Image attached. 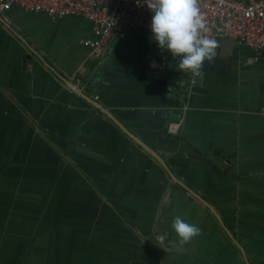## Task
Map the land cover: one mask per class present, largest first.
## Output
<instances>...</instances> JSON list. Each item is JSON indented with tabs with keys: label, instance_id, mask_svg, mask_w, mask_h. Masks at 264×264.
I'll return each mask as SVG.
<instances>
[{
	"label": "crops",
	"instance_id": "1",
	"mask_svg": "<svg viewBox=\"0 0 264 264\" xmlns=\"http://www.w3.org/2000/svg\"><path fill=\"white\" fill-rule=\"evenodd\" d=\"M4 16L0 264H264L260 53L217 38L194 77L144 30L97 56L86 17Z\"/></svg>",
	"mask_w": 264,
	"mask_h": 264
},
{
	"label": "built area",
	"instance_id": "2",
	"mask_svg": "<svg viewBox=\"0 0 264 264\" xmlns=\"http://www.w3.org/2000/svg\"><path fill=\"white\" fill-rule=\"evenodd\" d=\"M12 6L45 12L56 19L69 15L90 19L95 38L83 42L97 56L104 53L116 33L131 30L151 33L153 13L144 0H0V16L5 17ZM199 7L209 28L207 36L230 37L264 58V0H199ZM75 87L76 84L72 85Z\"/></svg>",
	"mask_w": 264,
	"mask_h": 264
},
{
	"label": "clouds",
	"instance_id": "3",
	"mask_svg": "<svg viewBox=\"0 0 264 264\" xmlns=\"http://www.w3.org/2000/svg\"><path fill=\"white\" fill-rule=\"evenodd\" d=\"M153 17L150 24L154 39L161 50L179 57L178 68L194 77L201 75L205 61L217 55L218 42L206 35L209 28L199 7V0H144ZM172 228L180 245L201 234L197 225L176 216Z\"/></svg>",
	"mask_w": 264,
	"mask_h": 264
},
{
	"label": "water",
	"instance_id": "4",
	"mask_svg": "<svg viewBox=\"0 0 264 264\" xmlns=\"http://www.w3.org/2000/svg\"><path fill=\"white\" fill-rule=\"evenodd\" d=\"M1 19H2V18H1V16H0V20H1ZM161 58H162V56H161V57H158V58H157V62L159 63L160 66H163V67H164L165 69H167V71H168V70L170 69V67L167 66V65H165L164 62L166 63V61L163 62V59L161 60ZM167 75H169V74H167ZM70 86H72V84H71ZM74 90H75L78 94L84 96L83 93H82L79 89L74 88Z\"/></svg>",
	"mask_w": 264,
	"mask_h": 264
}]
</instances>
